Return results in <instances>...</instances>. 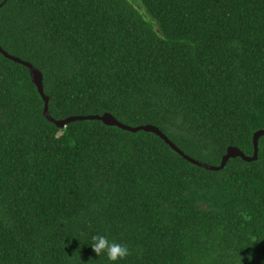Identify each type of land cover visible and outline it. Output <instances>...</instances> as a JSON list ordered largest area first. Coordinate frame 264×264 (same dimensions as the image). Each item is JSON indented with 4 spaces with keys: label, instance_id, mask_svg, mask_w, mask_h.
Wrapping results in <instances>:
<instances>
[{
    "label": "trees",
    "instance_id": "16d2710c",
    "mask_svg": "<svg viewBox=\"0 0 264 264\" xmlns=\"http://www.w3.org/2000/svg\"><path fill=\"white\" fill-rule=\"evenodd\" d=\"M0 46L40 71L55 120L152 125L213 166L264 129V0H7ZM42 111L0 55V264H109L98 234L129 246L118 264H264V137L208 171L152 133Z\"/></svg>",
    "mask_w": 264,
    "mask_h": 264
},
{
    "label": "water",
    "instance_id": "95a60500",
    "mask_svg": "<svg viewBox=\"0 0 264 264\" xmlns=\"http://www.w3.org/2000/svg\"><path fill=\"white\" fill-rule=\"evenodd\" d=\"M6 1L7 0H2V2L0 3V8L6 3ZM0 55H2L7 60H10L19 65H22L28 70L30 80L32 84L35 86L37 93L39 94L43 102L42 115L48 122L54 124L57 128L62 129L67 124L75 122V121L96 120V121L102 122V124L105 126L116 127V128H119L127 132H131V133H136L139 131L152 133L158 136L166 145H168V147L172 151H174L176 154L181 156L185 161L197 167L208 170V171H219L223 169L229 159L240 158L244 162H252L257 159L258 140L260 137H264V129L257 130L253 133V136H252L253 152L251 156L245 155L237 147L229 146L227 147L225 154L221 157L220 164L217 166H213V165L205 164L203 162L195 160L189 157L188 155L184 154L158 128L152 125H143V126H135V127L127 126L117 121L111 114L106 113V112L103 113L102 115H74V116H68L60 120H55L49 114V110H48L49 98L44 94L43 85H42V74L40 73V71L37 68H35L32 64H30L29 62L23 61L22 59L7 53L1 46H0Z\"/></svg>",
    "mask_w": 264,
    "mask_h": 264
},
{
    "label": "clouds",
    "instance_id": "9594fccd",
    "mask_svg": "<svg viewBox=\"0 0 264 264\" xmlns=\"http://www.w3.org/2000/svg\"><path fill=\"white\" fill-rule=\"evenodd\" d=\"M91 245L96 256L104 255L109 264H118L119 261L126 260L132 255L127 244H122L116 240H110L106 235H94Z\"/></svg>",
    "mask_w": 264,
    "mask_h": 264
},
{
    "label": "rangeland",
    "instance_id": "374dc122",
    "mask_svg": "<svg viewBox=\"0 0 264 264\" xmlns=\"http://www.w3.org/2000/svg\"><path fill=\"white\" fill-rule=\"evenodd\" d=\"M130 2H131L132 4H134L135 6H137V0H130ZM141 14H142V16L145 17L146 20H148L147 16H145V14H144L142 11H141ZM148 21H149V20H148Z\"/></svg>",
    "mask_w": 264,
    "mask_h": 264
}]
</instances>
